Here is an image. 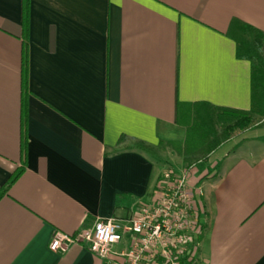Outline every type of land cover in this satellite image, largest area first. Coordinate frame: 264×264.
<instances>
[{
    "label": "crops",
    "instance_id": "crops-1",
    "mask_svg": "<svg viewBox=\"0 0 264 264\" xmlns=\"http://www.w3.org/2000/svg\"><path fill=\"white\" fill-rule=\"evenodd\" d=\"M28 10L24 39L22 0H0V189L22 171L0 198V264H126L130 234L103 261L49 243L149 203L155 152L191 120L253 111L252 63L231 32L264 35V0H29ZM253 115L241 141L189 176L203 231L184 264H264V113Z\"/></svg>",
    "mask_w": 264,
    "mask_h": 264
},
{
    "label": "built area",
    "instance_id": "built-area-1",
    "mask_svg": "<svg viewBox=\"0 0 264 264\" xmlns=\"http://www.w3.org/2000/svg\"><path fill=\"white\" fill-rule=\"evenodd\" d=\"M200 211V204L195 207V191L188 175L165 174L149 203L140 204L127 219L98 220L91 229L79 230L74 236L56 232L49 250L64 253L69 246L79 245L103 261L124 235L130 234L129 250L123 255L126 264H180L195 251L197 238L202 234ZM194 240L195 247L188 250Z\"/></svg>",
    "mask_w": 264,
    "mask_h": 264
},
{
    "label": "trees",
    "instance_id": "trees-1",
    "mask_svg": "<svg viewBox=\"0 0 264 264\" xmlns=\"http://www.w3.org/2000/svg\"><path fill=\"white\" fill-rule=\"evenodd\" d=\"M29 9V0H22V28H23V38L26 39L27 36V23H28V10ZM241 25V24H240ZM243 29H240L236 34H232L237 46V56L241 59H247L252 63V70H253V111L245 113V112H222L226 115H231L228 118L222 119L221 122L222 126H224V132H222L221 137L222 139L215 137L214 141L209 144L208 152H213L221 145H224L227 140L229 139L230 132L235 131L236 129H240V131L250 128L254 124V115H258L261 117L264 113V60L260 55V42L261 38L264 37L262 33H257L259 36L250 39L247 32L249 30L241 25ZM245 28V29H244ZM28 52H27V45L26 43L23 44L22 48V87L25 89L26 87V74H27V59H28ZM255 109V110H254ZM199 120L204 125H208L210 129H212V123H210V118H195L191 120L193 122ZM235 121V122H233ZM196 139L203 141L202 136L200 137L199 133L197 132ZM200 144V143H199ZM141 149L146 150L151 153L149 148L144 146H139ZM25 145L22 144V152L24 154ZM21 170H17L13 175L7 180V182L3 185L0 189V198L8 191L10 186L19 178L21 174ZM201 225V224H200ZM201 230L203 231V225H201ZM200 239V236L197 240ZM190 253L187 254L186 258L180 261V264H184L188 262V258L190 257Z\"/></svg>",
    "mask_w": 264,
    "mask_h": 264
},
{
    "label": "rangeland",
    "instance_id": "rangeland-1",
    "mask_svg": "<svg viewBox=\"0 0 264 264\" xmlns=\"http://www.w3.org/2000/svg\"><path fill=\"white\" fill-rule=\"evenodd\" d=\"M260 55L262 59L264 60V39H261L260 42ZM231 115H226V113L222 114H211L210 115V123H212V129L209 128V126L206 124L204 125L199 120L192 122L183 130L180 137L174 138L173 142H163L161 143L159 149H157V152H155V157L157 159V163L159 166V176H158V183L162 180L163 176L165 174H171V176H182L183 174L188 175V177L191 175L192 171L194 170H201L205 167V163L208 160V155L211 154L208 152V147L210 146L212 141H214L215 137L222 139L221 134L224 132V126H222L221 122H223L222 119L228 118ZM235 122V121H233ZM264 125V122L262 123ZM246 130V129H245ZM240 129H236L233 132H230L229 139L227 142L228 145L226 148L221 152H225L230 148V146L234 145L236 142L241 141L244 136L241 135ZM197 132L199 133L200 137L202 136L203 141L198 140L195 138L197 136ZM237 135V136H236ZM200 143V144H199ZM219 154V153H218ZM214 158V157H213ZM212 158V160H213ZM205 170V169H204ZM157 183V185H158ZM194 190V189H193ZM156 191V188L153 193ZM195 191V190H194ZM200 201V200H199ZM195 198V207H198V204L202 206L201 202H199ZM139 206L137 205L134 210H136ZM133 210V211H134ZM202 210V207H201ZM132 210H130L129 215H132ZM198 212V210H197ZM196 212V213H197ZM115 218V217H114ZM196 241L194 240V244L192 247L190 246L189 249L195 247ZM198 242V240H197ZM198 244V243H197ZM196 248L195 251L190 253L189 263H192L194 260V256L196 254ZM194 255V256H193Z\"/></svg>",
    "mask_w": 264,
    "mask_h": 264
}]
</instances>
